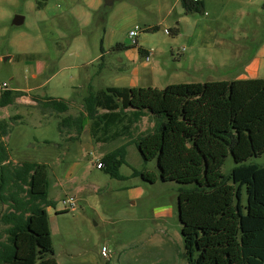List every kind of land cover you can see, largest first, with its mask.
Listing matches in <instances>:
<instances>
[{"label": "rangeland", "instance_id": "rangeland-1", "mask_svg": "<svg viewBox=\"0 0 264 264\" xmlns=\"http://www.w3.org/2000/svg\"><path fill=\"white\" fill-rule=\"evenodd\" d=\"M37 1L0 0V85L24 93L0 108V120L9 124L2 138L10 155L7 169L25 162L47 165L48 198L54 202L48 207L53 257L58 264H188L179 184L160 180L156 160L145 162L136 146L140 136L153 131L158 117L146 112L130 135L108 143L94 142L89 121L79 136L62 121L83 110L91 91L109 86L164 89L177 83L232 81L264 43V0L252 5L214 0L208 16L191 13L183 23H177L176 12L168 14L176 0H114L111 6L105 0H50L57 7L55 15L46 8L49 0L41 9ZM177 10H183L180 3ZM136 11L146 24H135ZM16 15L24 17L23 24H13ZM194 18L204 26H196ZM131 31L137 36L131 38ZM206 31L210 33L204 37ZM139 47L152 52L149 62ZM261 60L255 76L248 77L264 78ZM48 97L65 100L69 111L41 108L38 99ZM119 147L126 152L123 179L98 167ZM244 163L264 165V154ZM236 166L229 154L221 171L230 175ZM134 169L158 178L151 183L133 177ZM236 186L243 224L247 205L264 208V184L255 183L253 192L245 184ZM103 247L108 258L102 256Z\"/></svg>", "mask_w": 264, "mask_h": 264}, {"label": "trees", "instance_id": "trees-1", "mask_svg": "<svg viewBox=\"0 0 264 264\" xmlns=\"http://www.w3.org/2000/svg\"><path fill=\"white\" fill-rule=\"evenodd\" d=\"M44 2L38 0L37 9ZM181 2L186 14L203 12L201 2ZM20 96V90H4L0 108ZM37 103L58 113L70 108L65 100L50 97ZM146 112L159 122L136 146L145 162L156 160L160 180L179 184L178 213L188 264H264V208L247 205L242 224L236 186L245 184L246 191L253 192L255 183L264 184V165L244 163L264 154V78L177 83L164 89L109 86L91 91L83 99V110L62 125L79 136L89 121L94 142L108 143L130 135ZM8 125L0 120V264H58L47 210L54 205L48 198L47 165L25 162L7 169L10 155L2 138L9 133ZM229 154L238 166L224 175L221 167ZM125 156V148L119 147L103 157L99 168L123 179ZM132 176L151 183L158 178L137 169Z\"/></svg>", "mask_w": 264, "mask_h": 264}, {"label": "crops", "instance_id": "crops-1", "mask_svg": "<svg viewBox=\"0 0 264 264\" xmlns=\"http://www.w3.org/2000/svg\"><path fill=\"white\" fill-rule=\"evenodd\" d=\"M213 1L214 0H212V1L211 0H198V2H201L203 4V12L202 13H204L205 15L208 16L209 15L208 9H210V10L213 11V5H212ZM218 1H219V5H223L224 2H227V0H218ZM242 1L244 3H246V4H248V5L254 4V0H242ZM179 3L182 5L181 0H176L175 1V4L168 11V14H172L173 12H176V14L179 16V22H177V23H183V19H185L183 17H188L189 15L185 13V10H184L183 6H182L183 10L181 12L177 10V5ZM46 5H47L46 6L47 10L52 15H55L56 12H58L57 11V7L55 5H53V1H50L49 0V2ZM263 8H264V4H263ZM135 14H137L136 15L137 16V20L135 21V24H139V23L146 24L145 23L146 21H143V20H141V19L138 18V11H136ZM194 23H195L196 26H199V25H200V27H203L204 26L203 23H200V20L198 18H194ZM209 33H210L209 31H206V32H203L202 34H203L204 37H206V36H209ZM202 34H198L197 36H200L201 37ZM214 36H216V34ZM192 39H193V37H192ZM135 42L138 43L137 40ZM201 43L208 44V43L205 42V40L202 41ZM212 44H214V42H212ZM142 49L145 51V54L146 55L151 56V53L152 52L150 50H147V48H142ZM262 57H264V43L258 48L257 53L254 56V58L252 59V61L250 62V64L245 66V69L246 70L243 73H240L233 80H236V79H248V78H250L248 76H255L253 74H256L258 72V70H259V68L261 66V63H262V60H261ZM50 227H51V224H50Z\"/></svg>", "mask_w": 264, "mask_h": 264}, {"label": "built area", "instance_id": "built-area-1", "mask_svg": "<svg viewBox=\"0 0 264 264\" xmlns=\"http://www.w3.org/2000/svg\"><path fill=\"white\" fill-rule=\"evenodd\" d=\"M194 2H198V0H193ZM165 32L167 33V34H169L170 32H169V30H165ZM137 34H138V32L137 31H131L130 32V36H131V38H133V37H136L137 36ZM144 57H145V61L146 62H149L150 61V56L149 55H143ZM7 87H8V84L7 83H3L2 85H0V89H7ZM100 165L98 164V167H99ZM64 204H70L71 205V207H73V204L70 202V201H64ZM102 256L103 257H105V258H108L109 257V251H108V249L106 248V247H103L102 248Z\"/></svg>", "mask_w": 264, "mask_h": 264}, {"label": "water", "instance_id": "water-1", "mask_svg": "<svg viewBox=\"0 0 264 264\" xmlns=\"http://www.w3.org/2000/svg\"><path fill=\"white\" fill-rule=\"evenodd\" d=\"M113 4V0H105V6H111ZM24 23V17L21 15H16L13 19L14 25H21Z\"/></svg>", "mask_w": 264, "mask_h": 264}]
</instances>
